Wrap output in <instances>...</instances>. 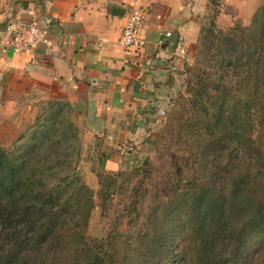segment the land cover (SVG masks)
Here are the masks:
<instances>
[{
	"label": "crops",
	"instance_id": "obj_1",
	"mask_svg": "<svg viewBox=\"0 0 264 264\" xmlns=\"http://www.w3.org/2000/svg\"><path fill=\"white\" fill-rule=\"evenodd\" d=\"M263 7L264 0H0V123L32 122L41 102L64 106L82 139L98 140L103 164L116 168L123 139L131 134L140 144L162 118L210 14L225 30L249 25ZM131 12L145 16L138 33L147 46L128 52L119 39ZM34 16L50 44L16 55L6 27Z\"/></svg>",
	"mask_w": 264,
	"mask_h": 264
},
{
	"label": "rangeland",
	"instance_id": "obj_2",
	"mask_svg": "<svg viewBox=\"0 0 264 264\" xmlns=\"http://www.w3.org/2000/svg\"><path fill=\"white\" fill-rule=\"evenodd\" d=\"M215 15L216 12L211 13L206 20L202 38L196 43L193 55L185 59L184 67L177 73L162 118L140 138V144L135 140L136 153L127 157L121 148L123 158L120 165L116 168L104 165L100 142L82 139L81 131L72 122L69 130H72L74 139L69 151L64 153L59 148L60 155L53 158L55 163L65 166L59 168L55 164L53 171H60L64 177L72 176L69 181H73L69 189L72 196L70 216L74 217L76 213L75 217L79 218L85 211L81 203L87 200L85 195L93 194L86 235L94 249L104 244L113 256L110 264H140L141 261L158 264V247L166 242L165 232L161 231L171 228L177 234L174 246H183L180 213L175 209L185 201L192 203V185L205 182L207 161L213 154L209 145L211 140L218 138H212L211 134L218 136L223 133L216 124L217 116L220 117L219 123L224 120L228 126L230 117L236 120L243 117L247 131L264 153V86H247L243 82L247 76L243 74L244 69L231 64L225 51L228 42L225 35L239 36L238 30L231 32L238 25L221 30L216 26ZM251 24L241 27L247 29ZM258 33L248 36V39ZM36 110L37 115L32 122L17 125L9 124L7 120L0 123V146L15 159H27L25 153L31 152L45 133L50 132V124L45 117L51 116V110L62 111L64 115L60 114V117L64 121L65 118L72 121L71 112L64 106L51 108L48 102H41ZM59 125L56 124L58 130ZM236 126L234 121L232 128ZM75 127L77 133L73 131ZM240 165L242 169L247 168L246 162ZM47 182L53 186L58 178L50 176ZM262 182L264 185V170ZM82 185L85 187L80 189ZM261 194L264 199V188ZM173 214L175 222H171ZM260 243L256 240L250 245L247 257H253ZM190 257L193 258L192 255ZM191 258L187 264H196Z\"/></svg>",
	"mask_w": 264,
	"mask_h": 264
},
{
	"label": "trees",
	"instance_id": "obj_3",
	"mask_svg": "<svg viewBox=\"0 0 264 264\" xmlns=\"http://www.w3.org/2000/svg\"><path fill=\"white\" fill-rule=\"evenodd\" d=\"M232 29L240 35H225L230 63L244 69L247 86H264V7L250 27ZM257 32L256 37L248 39ZM48 105L55 106L53 102ZM49 114L45 121L50 124V132L25 153L27 159H15L0 146V264H110L113 256L104 244L94 249L86 235L93 194L85 195L87 200L81 202L85 211L79 218L76 213L74 217L69 215L72 176L53 171L55 164L65 167L53 158L60 155L59 148L64 153L69 151L74 139L69 130L72 121L65 118L69 121L66 125L60 117L62 111L51 110ZM219 118L216 124L223 133L211 134L218 138L209 145L213 154L207 161L205 182L192 185V203L185 201L175 209L180 213L183 246H174L177 234L172 228L161 231L166 242L158 247V264H187L190 255L196 264H264V153L247 131L243 117H230L229 126L224 120L219 123ZM234 121L237 126L232 128ZM56 124H60L59 130ZM73 131L77 133L78 129ZM243 162L246 169L238 166ZM50 176L58 178L53 186L47 182ZM173 218L171 222L176 221L174 214ZM256 240L261 243L249 258L248 249Z\"/></svg>",
	"mask_w": 264,
	"mask_h": 264
},
{
	"label": "built area",
	"instance_id": "obj_4",
	"mask_svg": "<svg viewBox=\"0 0 264 264\" xmlns=\"http://www.w3.org/2000/svg\"><path fill=\"white\" fill-rule=\"evenodd\" d=\"M144 19L145 16L141 12H131L124 17L119 45L125 51H138L147 46V41L138 33ZM6 33L9 38L8 49L16 55H29L40 46L50 44L47 28L38 23L36 16L23 25L9 24ZM170 35L167 33V36ZM121 148L127 157L136 153L137 146L131 134L123 139Z\"/></svg>",
	"mask_w": 264,
	"mask_h": 264
}]
</instances>
